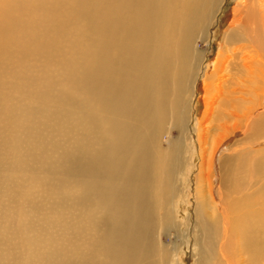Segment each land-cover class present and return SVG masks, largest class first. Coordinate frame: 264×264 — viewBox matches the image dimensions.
Masks as SVG:
<instances>
[{
    "label": "bare ground",
    "instance_id": "bare-ground-1",
    "mask_svg": "<svg viewBox=\"0 0 264 264\" xmlns=\"http://www.w3.org/2000/svg\"><path fill=\"white\" fill-rule=\"evenodd\" d=\"M222 2L0 0V264H181V203L195 264H264V0L206 62Z\"/></svg>",
    "mask_w": 264,
    "mask_h": 264
},
{
    "label": "rangeland",
    "instance_id": "rangeland-1",
    "mask_svg": "<svg viewBox=\"0 0 264 264\" xmlns=\"http://www.w3.org/2000/svg\"><path fill=\"white\" fill-rule=\"evenodd\" d=\"M234 5V0H223V2L220 4V12L219 14L216 16L215 18V23L212 27H210L209 33L212 32H216L215 36H214V41H213V48H212V53L210 51V48L207 47V43L204 44V48L203 51L207 52L208 57L206 58V62H211V60L213 59L214 55L216 54L217 48H218V43L219 41L223 40L224 35H225V28L227 26V22L231 16V9ZM213 38V37H211ZM210 42V41H209ZM203 91H201L200 95L202 94ZM201 103H203V101L201 100ZM202 106H204V104H201ZM199 111H202L203 108L198 109ZM200 115V114H199ZM231 144V143H230ZM229 144V145H230ZM232 146V145H231ZM229 146V147H231ZM194 177V175H193ZM179 210L180 213L179 214V221H180V225L179 227V235L178 238L176 237V234L174 233L173 230H171L172 228H170V231H167L166 233H160L158 235V238L160 239V241L164 240L165 244L167 245V247L169 248V255L170 258L168 259L169 262L173 259V257L175 258L174 255V251L173 248L175 249L176 247H179V250L184 251L183 254H181V264H195L194 259H192L191 257V250L187 248L188 242L187 240L184 243V237L183 235L187 234V229L190 230L191 227H189L188 225V220H187V216L189 212L192 211V208H187L185 207V205L183 203H181V205L179 206ZM181 227V229H180ZM200 231V229H199ZM160 232V231H159ZM191 246V244L189 245V247ZM170 264V263H169ZM172 264V263H171ZM197 264V262H196Z\"/></svg>",
    "mask_w": 264,
    "mask_h": 264
}]
</instances>
